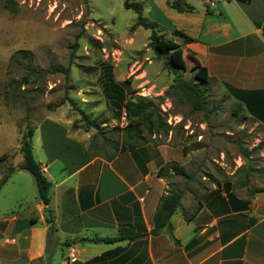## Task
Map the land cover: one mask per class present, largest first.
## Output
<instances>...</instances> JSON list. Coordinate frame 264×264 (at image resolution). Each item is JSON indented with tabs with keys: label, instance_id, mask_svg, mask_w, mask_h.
I'll return each instance as SVG.
<instances>
[{
	"label": "crops",
	"instance_id": "0c3cea01",
	"mask_svg": "<svg viewBox=\"0 0 264 264\" xmlns=\"http://www.w3.org/2000/svg\"><path fill=\"white\" fill-rule=\"evenodd\" d=\"M181 4L192 9L179 12L168 0H151V21L161 33L170 35L176 29L193 38L187 43L174 38L186 66L182 77L204 71L208 91H222L244 109L242 117L253 120L264 134V0H183ZM163 71L166 82L151 76L153 86L161 89L171 83V74L161 67L154 76ZM166 99L159 97V104ZM218 112L212 109L204 114L189 108L186 113L175 110L171 116L175 121L184 118V134H194L200 141L208 132L217 133L213 124L207 126L205 117L217 118ZM57 121L61 119L48 114L33 129L40 137L44 163L34 158L51 181L49 204L22 191L4 206L0 204V264H80L100 255L104 256L100 264H264V190L231 200L235 188L229 177L220 181L202 175L195 180L188 175L180 187L178 217L172 218L176 211L169 217L172 237L166 228L153 235L151 219L169 184L157 171L167 162L189 166L192 150L158 143L105 160L86 154L85 139L76 133L63 146L56 145L51 136L58 129ZM6 122H12L11 106L0 94V178L6 166L14 167L0 188L16 183L18 178L12 175L20 173L17 165L22 162L21 134L15 138L14 151L21 159H4L11 148L6 142ZM171 137L172 129L166 141ZM211 161L219 163L216 158ZM205 163L210 161L195 165ZM29 187L37 192L36 184L29 182ZM205 194L210 197L206 203ZM242 199L248 200L249 208L234 209L232 205ZM15 202H22L20 210L12 208ZM123 226L140 235L112 243L94 241L116 236Z\"/></svg>",
	"mask_w": 264,
	"mask_h": 264
},
{
	"label": "rangeland",
	"instance_id": "374dc122",
	"mask_svg": "<svg viewBox=\"0 0 264 264\" xmlns=\"http://www.w3.org/2000/svg\"><path fill=\"white\" fill-rule=\"evenodd\" d=\"M123 1L13 0L15 11H10L4 7L5 0H0V94L11 106L12 114V122H6V142L10 141L11 148L4 159H21L19 153H14L16 136L26 132L28 126L34 129L48 114L61 119L51 136L56 145L63 146L76 133L84 137L86 148L93 134H97L94 145L98 146L104 138L117 135L114 126L121 127L123 109H119L122 104L118 98L140 96L158 104L167 133L172 129L169 141L167 133L153 134L144 146L166 143L183 146L187 152L192 150L193 161L187 167L180 166L187 175L194 179L213 175L220 181L229 177L235 188L230 199L249 198L250 191L264 184L263 130L254 126L253 120L243 118L244 109L226 99L222 91L209 90L206 95L209 108L217 104L219 115L207 116L205 121L209 128L213 124L217 133L208 132L200 141H196L194 134H184V118L175 121L171 115L175 110L188 112L189 105L178 99L176 93H167L168 87L153 86L151 76L158 82H166L167 73L154 76L156 69L162 68V61L147 46L150 30L130 29L136 15L123 7ZM136 1L143 6V16L151 21V0ZM160 34L166 39L170 36ZM14 57L19 61L13 60ZM141 92L146 95L141 96ZM159 97L167 98L170 107L163 110ZM87 119L98 123L100 132ZM194 120L196 117L192 125ZM39 142L35 131L31 136L32 154L44 163ZM110 149V145H105L106 151ZM200 160L210 164L195 165ZM173 163H165V169L157 172L180 189L186 179L174 173ZM13 168L6 166L4 170L9 175ZM12 176L18 178L16 183L0 188L1 206L18 196L19 191L29 198L37 195L35 187H29V182L33 186L35 181L28 171L21 169ZM208 199L207 194L202 196L205 203ZM240 201L232 205L234 209L249 208L248 200ZM15 203L12 208L20 210L22 202ZM180 210L174 213L173 220Z\"/></svg>",
	"mask_w": 264,
	"mask_h": 264
},
{
	"label": "trees",
	"instance_id": "16d2710c",
	"mask_svg": "<svg viewBox=\"0 0 264 264\" xmlns=\"http://www.w3.org/2000/svg\"><path fill=\"white\" fill-rule=\"evenodd\" d=\"M170 7L181 12L184 10L192 9L187 4H181L180 0H168ZM4 7L10 11H15V4L13 0H5ZM123 7L131 9L136 17L131 24L130 29L137 27H143L150 30L148 36L147 46L151 48L156 58L161 59L162 68L171 74V83L168 86L167 93L173 92L177 94V98L185 101L189 105L192 112L202 111L206 114L215 107L209 108L208 101L206 99L208 91V77L202 70L196 71L192 77L185 79L181 75V69H186L185 63L182 58V50L180 43H176L174 38L180 39L181 43H187L193 40L192 37L186 35L180 30H172L171 38L166 39L160 33V28L152 21L147 20L142 12L143 6L136 0H124ZM13 60L19 61L14 57ZM24 81H27V76H24ZM118 101L122 105H119V109L125 111V117L127 123L123 127L114 126L116 136L104 138L100 145H94V139L97 134H93L90 140V146L85 148V153L91 156H99L105 160L112 159L117 153L122 151H133L135 148L140 147L148 142V137L153 134H165L168 127L165 119L162 117V113L159 110L158 104L152 100H147L143 97L137 96L136 98H118ZM120 112H118L119 115ZM87 123L95 129H100L98 123L94 120H88ZM100 132V130H99ZM33 128L28 126L26 132L20 137L19 151L22 154V162L18 164V168L28 171L34 178L37 196L44 205H48L50 201L49 190L51 187V181L41 170L39 163L35 160L32 154L31 136ZM110 145L109 151L105 150V145ZM4 157V156H3ZM2 159V156L0 157ZM165 165L161 166L159 170H164ZM174 173L188 177L184 170L178 165L173 163L171 166ZM158 170V171H159ZM160 176V173L157 172ZM8 176V170L4 171L0 178V186L4 183ZM264 190V184L250 191L251 194ZM183 190L175 187L173 184H168L167 194L161 197L160 203L157 206L152 217V228L150 234H157L163 228H166L170 237L169 217L176 211L180 205V198L182 197ZM241 202V201H237ZM49 211L48 208H46ZM47 222L51 220L46 218ZM133 229L129 226H123L119 228V233L113 237H96L95 242L112 243L122 239H134L140 234L132 232ZM104 256H97L88 262L80 264H100L99 260Z\"/></svg>",
	"mask_w": 264,
	"mask_h": 264
},
{
	"label": "built area",
	"instance_id": "2783aa9c",
	"mask_svg": "<svg viewBox=\"0 0 264 264\" xmlns=\"http://www.w3.org/2000/svg\"><path fill=\"white\" fill-rule=\"evenodd\" d=\"M144 90V87L142 86V91ZM146 92H141V96H145ZM166 100L162 101V103H160V107L165 110L166 107H168V105L166 104ZM127 123L126 117H125V111L123 109L122 114L120 116V126L123 127L125 126Z\"/></svg>",
	"mask_w": 264,
	"mask_h": 264
},
{
	"label": "water",
	"instance_id": "95a60500",
	"mask_svg": "<svg viewBox=\"0 0 264 264\" xmlns=\"http://www.w3.org/2000/svg\"><path fill=\"white\" fill-rule=\"evenodd\" d=\"M181 3H183V0H181Z\"/></svg>",
	"mask_w": 264,
	"mask_h": 264
}]
</instances>
